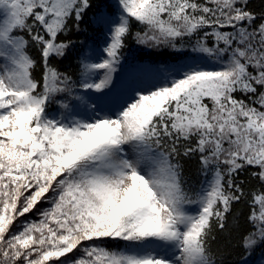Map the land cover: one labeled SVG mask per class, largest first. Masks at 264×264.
Here are the masks:
<instances>
[{"label": "snow or ice", "instance_id": "1", "mask_svg": "<svg viewBox=\"0 0 264 264\" xmlns=\"http://www.w3.org/2000/svg\"><path fill=\"white\" fill-rule=\"evenodd\" d=\"M0 264H264V0H0Z\"/></svg>", "mask_w": 264, "mask_h": 264}, {"label": "trees", "instance_id": "2", "mask_svg": "<svg viewBox=\"0 0 264 264\" xmlns=\"http://www.w3.org/2000/svg\"><path fill=\"white\" fill-rule=\"evenodd\" d=\"M254 2H255L256 4H259V3L261 2V0H254Z\"/></svg>", "mask_w": 264, "mask_h": 264}]
</instances>
